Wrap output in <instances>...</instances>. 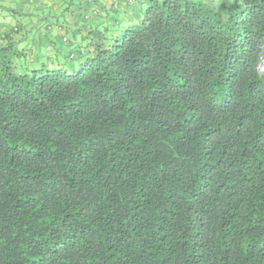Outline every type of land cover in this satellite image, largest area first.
Instances as JSON below:
<instances>
[{
    "label": "trees",
    "instance_id": "16d2710c",
    "mask_svg": "<svg viewBox=\"0 0 264 264\" xmlns=\"http://www.w3.org/2000/svg\"><path fill=\"white\" fill-rule=\"evenodd\" d=\"M55 1L0 10V264H264V0Z\"/></svg>",
    "mask_w": 264,
    "mask_h": 264
},
{
    "label": "rangeland",
    "instance_id": "374dc122",
    "mask_svg": "<svg viewBox=\"0 0 264 264\" xmlns=\"http://www.w3.org/2000/svg\"><path fill=\"white\" fill-rule=\"evenodd\" d=\"M71 4V3H70ZM17 5V4H16ZM34 4H32V5H30V6H28L27 8H29V9H31L32 8V6H33ZM13 6H15V4H13V5H10V7H13ZM74 8H76V9H78L77 8V5H76V3H75V0H74V2H73V5H72ZM145 6H146V2H144L143 3V5H142V7L143 8H145ZM47 8H49V9H51V6H48ZM70 9H61V8H59L58 9V11H59V16L57 17V21L58 22H60V21H64L65 20V17H63V16H66V14H67V11H69ZM80 10H82V9H78V11H80ZM2 11H6V10H2ZM20 13H23V12H21V11H19ZM3 14H7V13H3ZM64 14V15H63ZM17 15H14L13 17H11V20H10V22H9V25L11 24V23H15V22H18L19 23V25H24V23L26 24V25H28V24H31V22L33 23V26H32V29H31V33H35V31H36V29L39 31L40 29H44L43 30V32L45 31V30H47V28L45 27V25L47 24V20H44L43 18V15L39 12V13H37V12H32V14L30 15V16H19V17H16ZM16 17V18H15ZM21 17V18H20ZM78 17H79V15H78ZM20 18V19H19ZM68 19H66V21H67ZM49 21H53L52 19H50ZM74 21L76 22V19H74ZM12 26V25H11ZM60 34H61V36H65L66 34H69V38L70 39H72V33H71V31H69L68 30V33H66V32H60ZM18 36H20V34H18ZM17 37V36H16ZM53 37V36H52ZM48 38V37H47ZM54 38V37H53ZM56 40H57V42L55 41H53V39L52 38H50V42L49 41H47V39L44 37V39H43V43H42V45H43V47H45V48H49V49H52L53 47L54 48H59V47H64V46H61V41L59 40V38H56ZM80 45H84V42L85 41H83L82 39H80V40H78L77 41ZM71 48H72V45L70 46ZM66 49V48H65ZM60 61H61V63L64 65V66H67V68L70 70V71H72V70H75L77 67H78V64H79V60L77 59V58H75V59H73V60H70V59H68V58H66V57H60ZM60 61H58L59 63H60Z\"/></svg>",
    "mask_w": 264,
    "mask_h": 264
},
{
    "label": "crops",
    "instance_id": "0c3cea01",
    "mask_svg": "<svg viewBox=\"0 0 264 264\" xmlns=\"http://www.w3.org/2000/svg\"><path fill=\"white\" fill-rule=\"evenodd\" d=\"M57 1V0H56ZM55 1V2H56ZM109 2L106 0H83L82 2V8L85 6L86 8L89 7V8H97V7H100L102 6V4H108ZM0 4L3 6L2 8H0V10H4L5 8H8L10 7V5H13L15 4V7L23 12V13H27L29 11H32V12H37L39 13L40 12V8L41 5L39 4L38 0H0ZM17 4V5H16ZM32 8L29 9L27 8L28 6L32 5ZM62 4V0H60L58 3L56 2V4H54V8H57L59 5ZM57 10V9H55ZM79 12V11H78ZM81 12L82 10H80V14L81 15ZM83 17V16H81ZM67 19H71L70 17H67ZM1 20V19H0ZM74 21V19H73ZM4 22V21H3ZM75 22V21H74Z\"/></svg>",
    "mask_w": 264,
    "mask_h": 264
},
{
    "label": "built area",
    "instance_id": "2783aa9c",
    "mask_svg": "<svg viewBox=\"0 0 264 264\" xmlns=\"http://www.w3.org/2000/svg\"><path fill=\"white\" fill-rule=\"evenodd\" d=\"M114 1V0H113Z\"/></svg>",
    "mask_w": 264,
    "mask_h": 264
}]
</instances>
